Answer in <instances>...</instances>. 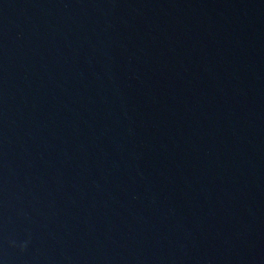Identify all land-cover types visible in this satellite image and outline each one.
Segmentation results:
<instances>
[{
    "label": "water",
    "instance_id": "1",
    "mask_svg": "<svg viewBox=\"0 0 264 264\" xmlns=\"http://www.w3.org/2000/svg\"><path fill=\"white\" fill-rule=\"evenodd\" d=\"M0 264H264V0H0Z\"/></svg>",
    "mask_w": 264,
    "mask_h": 264
}]
</instances>
